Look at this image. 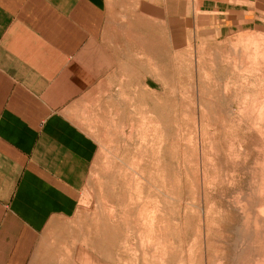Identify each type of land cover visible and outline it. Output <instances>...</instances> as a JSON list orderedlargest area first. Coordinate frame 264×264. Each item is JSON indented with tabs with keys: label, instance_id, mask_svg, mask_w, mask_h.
Masks as SVG:
<instances>
[{
	"label": "rangeland",
	"instance_id": "obj_1",
	"mask_svg": "<svg viewBox=\"0 0 264 264\" xmlns=\"http://www.w3.org/2000/svg\"><path fill=\"white\" fill-rule=\"evenodd\" d=\"M105 19L73 110L85 185L26 252L0 221V264H264V0H109Z\"/></svg>",
	"mask_w": 264,
	"mask_h": 264
},
{
	"label": "crops",
	"instance_id": "obj_2",
	"mask_svg": "<svg viewBox=\"0 0 264 264\" xmlns=\"http://www.w3.org/2000/svg\"><path fill=\"white\" fill-rule=\"evenodd\" d=\"M109 0H0V221L9 251L74 205L90 168L74 104ZM11 229V228H9ZM2 229V230H9ZM18 238V239H17Z\"/></svg>",
	"mask_w": 264,
	"mask_h": 264
}]
</instances>
